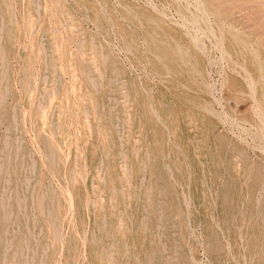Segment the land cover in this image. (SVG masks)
I'll return each mask as SVG.
<instances>
[{"label":"rangeland","instance_id":"rangeland-1","mask_svg":"<svg viewBox=\"0 0 264 264\" xmlns=\"http://www.w3.org/2000/svg\"><path fill=\"white\" fill-rule=\"evenodd\" d=\"M56 1L0 0V264H264V0Z\"/></svg>","mask_w":264,"mask_h":264},{"label":"bare ground","instance_id":"bare-ground-1","mask_svg":"<svg viewBox=\"0 0 264 264\" xmlns=\"http://www.w3.org/2000/svg\"><path fill=\"white\" fill-rule=\"evenodd\" d=\"M82 1H83V0H82ZM86 1L88 2V0H86ZM53 2H54V1H53ZM55 2H57V1L55 0ZM58 3H59V2H58ZM88 3H90V2H88ZM10 4H11V3H10ZM27 4H28V2H27ZM32 4H33V3H32ZM40 5H41V4H40ZM51 5H52V4H51ZM55 5H56V4H55ZM59 5H60V4H59ZM85 5H86V4H85ZM62 6H63V5H62ZM65 6H66V5H65ZM88 6H89V5H88ZM10 7H11V6H10ZM35 7H36V6H35ZM44 7H45V6H44ZM53 7H54V6H53ZM94 7H95V6H94ZM96 7H97V6H96ZM36 8H37V7H36ZM51 8H52V7H51ZM56 8H57V7H56ZM56 8H55V10H56ZM89 8H90V7H89ZM99 8H100V7H99ZM45 9H46V8H45ZM62 9H63V8H62ZM65 9H66V8H65ZM95 9H96V8H95ZM101 9H102V8H101ZM34 10H35V9H34ZM43 10H44V9H43ZM46 10H47V9H46ZM55 10H54V11H55ZM60 10H61V9H60ZM91 10H92V9H91ZM97 10H99L98 7H97ZM26 11H27V8H26ZM51 12H52V11H51ZM96 12H98V11H96ZM100 12H101V11H100ZM44 13H45V11H44ZM55 13H56V12H55ZM59 13H61V12H59ZM102 13H104V12H102ZM91 14H92V13H91ZM27 15H29V13H28ZM89 15H90V14H89ZM41 16H42V15H41ZM53 16H54V15H53ZM59 16H60V15H59ZM61 16H62V15H61ZM67 16H68V15H67ZM91 16H92V15H91ZM101 16H102V14H101ZM104 16H105V15H104ZM104 16H103V17H104ZM38 17H39V16H38ZM48 17H49V16H48ZM55 17H56V15H55ZM62 17H63V16H62ZM92 17H93V16H92ZM103 17H102V18H103ZM58 18H59V17H58ZM93 18H95V17H93ZM105 18H106V17H105ZM28 19H30V18H28ZM33 20H34V19H33ZM36 20H37V19H36ZM14 21H15V20H14ZM28 21H29V20H28ZM28 21H27V23H28ZM30 21H32V19H31ZM42 21H43V20H42ZM42 21H41V22H42ZM48 21H49V20H48ZM103 21H104V18H103ZM37 22H38V21H37ZM37 22H36V23H37ZM0 23H1V22H0ZM15 23H16V22H15ZM29 23H30V22H29ZM48 23H50V22H48ZM105 23H107V22L105 21ZM105 23H104V24H105ZM10 24H11V23H10ZM37 24H38V23H37ZM42 24H44V23H42ZM16 25H17V23H16ZM27 25H28V24H27ZM34 25H35V24H34ZM43 26H44V25H43ZM50 26H52V25L50 24ZM50 26H49V27H50ZM53 26H54V25H53ZM29 27H31V26L29 25ZM16 28H17V27H16ZM64 28H65V27H64ZM27 29H28V28H27ZM53 32H54V31H53ZM68 32H69V31H68ZM70 33H71V32H70ZM151 33H152V32H151ZM0 34H1V32H0ZM61 34H63V33H61ZM67 34H68V33H67ZM126 34H127V33H126ZM53 35H54V33H53ZM147 35H148V34H147ZM61 36H63V35H61ZM69 36H70V35H69ZM124 36H125V35H124ZM151 36H152V35H151ZM31 37H32V36H31ZM36 37H37V36H36ZM152 37H153V36H152ZM8 38H9V37H8ZM63 38H64V37H63ZM69 38H70V37H69ZM149 38H150V37H149ZM159 38H160V37H159ZM31 39H32V38H31ZM33 39H34V38H33ZM39 39H40V38H39ZM123 39H124V38H123ZM156 39H157V38H156ZM160 39H161V38H160ZM29 40H30V39H29ZM41 40H42V39H41ZM70 40H71V39H70ZM72 40H73V39H72ZM72 40H71V41H72ZM75 40H77V39H75ZM147 40H148V39H147ZM150 40L152 41L153 39H150ZM157 40H158V39H157ZM31 41H32V40H31ZM35 41H36V39H35ZM39 41H40V40H39ZM127 41H128V40H127ZM155 41H156V40H155ZM159 41H160V40H159ZM67 42H68V41H67ZM149 42H150V41H149ZM157 42H158V41H157ZM162 42H163V40H162ZM230 42H231V41H230ZM76 43H77V41H76ZM166 43H167V42H166ZM34 44H35V43H33V45H34ZM38 44H39V43H38ZM55 44H56V41H55ZM59 44H60V43H59ZM68 44H69V42H68ZM155 44H156V43H155ZM232 44H233V43H232ZM239 44H240V43H239ZM63 45H64V44H63ZM170 45H171V44H170ZM234 45H236V44L234 43ZM57 46H58V45H57ZM80 46H82V45H80ZM80 46H79V47H80ZM128 46H129V44H128ZM155 46H156V45H155ZM155 46H154V47H155ZM161 46H162V44H161ZM167 46H168V45H167ZM232 46H233V45H232ZM236 46H237V45H236ZM238 46H240V45H238ZM39 47H40V46H39ZM154 47H153V45H152V48H154ZM163 47H164V45H163ZM242 47H243V46H242ZM242 47H241V50H242ZM80 48H81V47H80ZM80 48H79V49H80ZM90 48H91V47H90ZM150 48H151V45H150ZM152 48H151V49H152ZM237 48H238V47H237ZM30 49H31V48H30ZM30 49H28V50H30ZM37 49H40V48H37ZM37 49H36V51H37ZM63 49H64V48H62V50H63ZM156 49H157V47H156ZM234 49H235V48H234ZM164 50H165V49H164ZM164 50H163V51H164ZM238 50H239V49H238ZM244 50H245V48H244ZM30 51H31V50H30ZM33 51H34V50H33ZM43 51H45V50H43ZM43 51H42V52H43ZM100 51H101V50H100ZM154 51H155V50H154ZM235 51H236V50H235ZM239 51H240V50H239ZM40 52H41V51H40ZM40 52L37 51L38 54H39ZM64 52H65V49H64ZM166 52H167V50H165V53H166ZM172 52H173V51H172ZM155 53H156V52H155ZM165 53H163L162 55H164ZM33 54H34V52H33ZM151 54H152V52H151ZM159 54H160V56H161V53H160V52H159V53L157 52V55H159ZM169 54H170V52H169ZM173 54H174V53H173ZM240 54H241V53H240ZM240 54H239V55H240ZM62 55H63V53H62ZM66 55H67V53H66ZM70 55H71V54H70ZM83 55H84V54H83ZM101 55H102V54H101ZM101 55H100V57H101ZM157 55L155 54L156 57H157ZM167 55H168V54H167ZM170 55H172V54H170ZM174 55H175V54H174ZM174 55H173V56H174ZM71 56H72V55H71ZM80 56H81V55H80ZM80 56H79V57H80ZM104 56H105V55H104ZM151 56H152V55H151ZM153 56H154V55H153ZM155 56H154V58H155ZM251 56H252V54H251ZM35 57H36V56H35ZM43 57H44V56H43ZM45 57H46V55H45ZM84 57H85V56H84ZM158 57H159V56H158ZM175 57H176V56H175ZM175 57H174V58H175ZM26 58H28V57H26ZM30 58H31V57H30ZM36 58H37V57H36ZM69 58H70V56H69ZM71 58H72V57H71ZM105 58H106V57H105ZM161 58H163V57L161 56ZM174 58H173V59H174ZM43 59H44V58H43ZM43 59H42V60H43ZM75 59H76V58H75ZM155 59H156V58H155ZM157 59H158V58H157ZM157 59H156V60H157ZM170 59H171V57H170ZM170 59H169V60H170ZM176 59H177V58H176ZM247 59H248V58H247ZM257 59H258V58H257ZM49 60H50V59H49ZM105 60H106V59H105ZM159 60H160V59H159ZM159 60H158V62H159ZM244 60H245V59H244ZM244 60H243L242 62H244ZM27 61H28V60H27ZM39 61H40V60H39ZM39 61H38V62H39ZM64 61H65V60H64ZM100 61H101V60H100ZM154 61H155V60H154ZM179 61H180V59H179ZM253 61L256 62V59L253 60ZM30 62H32V61L30 60ZM54 62H55V60H54ZM149 62H150V61H149ZM167 62H168V61H167ZM250 62H251V61H250ZM36 63H37V62H35V64H36ZM160 63H161V62H160ZM162 63H163V62H162ZM248 63H249V62H248ZM54 64H55V63H54ZM102 64H103V63H102ZM175 64H176V63H175ZM245 64H246V63H245ZM254 64H255V63H254ZM258 64H259V63H258ZM26 65H27V64H26ZM29 65H30V64H29ZM162 65H163V64H162ZM164 65H165V64H164ZM166 65H167V67H168V64H166ZM172 65H173V64H172ZM176 65H177V64H176ZM66 66H67V63H66ZM102 66H103V65H102ZM155 66L158 67L159 65H156V64H155ZM180 66H181V65H180ZM253 66H254V65H253ZM256 66H257V64H256ZM33 67H34V66H33ZM53 67H54V66H53ZM67 67H68V66H67ZM174 67L176 68V67H178V65H177V66H174ZM247 67H248V66H247ZM24 68H25V67H24ZM54 68H55V67H54ZM68 68H69V67H68ZM68 68H67V71H68ZM159 68H160V66H159ZM255 68H256V67H255ZM22 69H23V68H22ZM22 69H21V70H22ZM52 69H53V68H52ZM71 69H72V67H71ZM162 69H163V68H162ZM165 69H166V68H164V70H165ZM176 69H179V68H176ZM257 69H258V68H257ZM7 70H8V69H7ZM32 70H33V69H32ZM168 70H169V69H168ZM26 71H27V70H26ZM34 71H35V70H34ZM40 71H41V70H40ZM43 71H44V70H43ZM171 71H172V70H171ZM171 71L169 70V72H171ZM175 71H176V70H175ZM181 71H182V70H181ZM255 71H256V70H255ZM4 72H5V71H4ZM21 72H22V71H21ZM27 72H28V71H27ZM166 72H167V71H166ZM182 72H183V71H182ZM257 72H258V70H257ZM259 72H260V71H259ZM263 72H264V71H263ZM30 73H31V72H30ZM52 73H53V72H52ZM101 73H102V72H101ZM164 73H165V72H164ZM171 73H172V72H171ZM176 73H177V72H176ZM179 73H180V72H179ZM35 74H36V73H35ZM54 74H55V73H54ZM54 74H53V75H54ZM62 74H63V73H62ZM168 74H169V73H168ZM172 74H173V73H172ZM177 74H178V73H177ZM3 75H4V74H3ZM40 75H41V74H40ZM179 75H180V74H179ZM47 76H48V75H47ZM47 76H46V77H47ZM169 76H170V75H169ZM258 76H260V75H258ZM258 76H256V77H258ZM4 77H5V76H4ZM7 77H8V76H7ZM59 77H60V76H59ZM85 77H86V76H85ZM85 77H84V78H85ZM102 77H103V76H102ZM29 78H30V77H29ZM2 79H3V78H2ZM30 79H31V78H30ZM32 79H33V78H32ZM32 79H31V80H32ZM43 79H44V78H43ZM43 79H42V80H43ZM52 79H54V78H52ZM102 79H103V78H102ZM178 79H179V77H178ZM262 79H263V77H262ZM3 80H4V79H3ZM6 80H7V79H6ZM31 80H30V81H31ZM57 80H58V79H56V81H57ZM87 80H88V78H87ZM23 82H24V81H23ZM44 82H46V81H44ZM259 82H260V81H259ZM27 83H28V82H27ZM31 83H32V82H31ZM31 83H29V85H31ZM50 83H51V82H50ZM60 83H61V82H60ZM261 83H262V82H261ZM45 84H46V83H45ZM51 84H52V83H51ZM72 84H73V83H72ZM75 84H76V83H75ZM75 84H74V85H75ZM90 84H91V83H90ZM255 84H256V83H255ZM262 84L264 85V83H262ZM36 85H37V84H36ZM36 85H34V83H33V87L36 86ZM91 85H93V84H91ZM259 85H260V83H259ZM54 86H55V83H54ZM61 86H62V85H61ZM87 86H88V84H87ZM27 87H28V85H27ZM27 87H26V88H27ZM29 87H31V86H29ZM67 87H68V86H67ZM67 87H66V88H67ZM235 87H236V86H235ZM262 87H264V86H262ZM262 87H261V89H262ZM26 88H25V89H26ZM35 88H36V87H35ZM55 88H56V87H55ZM90 88H91V87H90ZM102 88H103V87H102ZM25 89H24V90H25ZM33 89H34V88H33ZM68 89H69V88H68ZM26 90H30V89H26ZM31 90H32V89H31ZM32 91H33V90H32ZM91 91H92V90H91ZM91 91H90V92H91ZM48 93H49V91H48ZM67 93H68V92H67ZM77 93H78V92H77ZM82 93H83V92H82ZM27 94H29V93H27ZM74 94H75V93H74ZM78 94H80V93H78ZM86 94L88 95V92H87ZM89 94H90V93H89ZM259 94H260V93H259ZM31 95H33V94H31ZM38 95H39V94H38ZM48 95H49V94H48ZM239 95H240V94H239ZM262 95H263V94H262ZM40 96H41V95H40ZM83 96H84V94H83ZM34 97H35V96H34ZM42 97H44V96H42ZM68 97H69V96H68ZM73 97H74V95H73ZM32 98H33V97H32ZM37 98H38V97H37ZM70 98H71V97H70ZM70 98H69V99H70ZM79 98H80V97H79ZM261 98H262V97H261ZM74 99H75V97H74ZM88 99H89V98H88ZM262 99H263V98H262ZM41 100H42V99H41ZM75 100H77V99H75ZM91 100H92V99H91ZM34 101H35V100H34ZM42 101H43V100H42ZM44 101H45V98H44ZM77 101H78V100H77ZM80 101H81V99H80ZM146 101H147V100H146ZM29 102H31V101H29ZM40 102H41V101H40ZM40 102H39V104H40ZM45 102H46V101H45ZM47 102H48V101H47ZM35 103H36V102H35ZM79 103H80V102H79ZM146 103H147V102H146ZM33 104H34V103H33ZM50 105H51V104H50ZM71 105H72V103H71ZM101 105H102V104H101ZM74 107H75V106H74ZM97 107H98V105H97ZM101 107H103V106H101ZM49 108H50V107H49ZM68 108H69V107H68ZM71 108H72V107H71ZM76 108H77V107H76ZM78 108H79V106H78ZM102 109H103V108H102ZM102 109H101V111H102ZM69 110H70V109H69ZM51 111H52V109H51ZM92 111H93V109H92ZM77 112H78V111H77ZM77 112H76V113H77ZM98 112H99V110H98ZM49 113H50V112H49ZM94 113H95V112H94ZM107 113H108V112H107ZM2 115H3V114H2ZM77 115H78V114H77ZM95 116H96V115H95ZM98 116H99V115H98ZM98 116H97V117H98ZM115 117H116V116H115ZM104 118H105V116H104ZM100 119H101V117H100ZM49 120H50V119H49ZM77 120H78V119H76V121H77ZM14 123H15V122H14ZM131 123H132V122H131ZM52 124H53V123H51V125H52ZM55 125H57V124H55ZM47 126H48V124H47ZM129 126H132V125H129ZM50 127H51V126H50ZM66 127H68V124H67ZM76 127H77V126H76ZM54 128H55V126H54ZM56 128H57V127H56ZM56 128H55V129H56ZM45 129H47V128H45ZM45 129H44V130H45ZM69 129H70V128H69ZM49 130H50V129H49ZM53 131H54V130L52 129V132H53ZM49 132H50V131H49ZM54 132L57 133V131H54ZM46 133H47V132H46ZM60 133H61V132H60ZM77 133H78V132H77ZM54 134H55V133H54ZM80 134H81V133H80ZM45 135H46V134H45ZM48 136H49V135H48ZM54 136H55V135H54ZM43 137H44V136H43ZM46 138H47V137H46ZM63 138H64V137H63ZM76 138H77V137H76ZM17 139H18V138H17ZM49 139H50V138H49ZM59 140H60V139H59ZM4 141H5V140H4ZM54 141H55V140H54ZM56 141H57V140H56ZM64 142H65V141H64ZM77 142H78V139H77ZM47 143H48V141H47ZM60 143H61V142H60ZM2 144H3V143H2ZM4 144H6V143H4ZM54 144H55V143H54ZM78 144H79V143H78ZM52 145H53V144L50 145V148H51ZM64 145H65V144H64ZM5 146H6V145H5ZM7 146H8V145H7ZM7 146H6V147H7ZM81 146H82V145H81ZM52 147H53V146H52ZM56 147H58V145H56ZM82 147H84V146H82ZM2 148H3V147H2ZM43 148H45V147H43ZM53 148H54V147H53ZM62 148H63V147H62ZM4 149H5V148H4ZM57 149H58V148H57ZM75 149H76V148H75ZM78 149H79V148H77V150H78ZM47 150H48V149H47ZM49 150H50V151H49ZM49 150H48V151H49L48 154L50 155V154H51V153H50V152H51V149H49ZM62 150H64V149H62ZM66 150H67V149H66ZM86 150H87V149H86ZM134 150H135V149H134ZM7 151H8V150H7ZM54 151H55V150H54ZM75 151H76V150H75ZM79 151H81V150H79ZM15 152H16V151H15ZM52 152H53V151H52ZM8 153H9V152H8ZM46 153H47V152H46ZM79 153H80V152H79ZM82 153H83V152H82ZM63 154H64V153H63ZM73 155H74V154H73ZM6 156H7V155H6ZM50 156H51V155H50ZM50 156H49V157H50ZM52 156H53V155H52ZM62 156H63V155H62ZM66 156H67V155H66ZM69 156H70V155H69ZM69 156H68V157H69ZM77 156H78V155H77ZM81 156H82V155H80V157H81ZM54 157H55V156H54ZM56 157H57V156H56ZM80 157H79V158H80ZM91 157H92V156H91ZM4 158H5V157H4ZM52 158H53V157H52ZM59 158H61V157H59ZM59 158H58V159H59ZM86 158H87V157H86ZM86 158H85V159H86ZM140 158H141V157H140ZM65 159H66V158H65V156H64V160H65ZM53 160H54V159H53ZM53 160H52V161H53ZM56 160H57V159H56ZM91 160H92V159H91ZM49 161H50V160H49ZM58 161H59V160H58ZM60 162H61V160H60ZM69 162H70V161H69ZM90 162H92V161H90ZM55 163H56V161H55ZM55 163H54V165H55ZM67 163H68V162H67ZM137 163H138V162H137ZM6 164H8V163H6ZM13 164H14V163H13ZM60 164H61V163H60ZM62 164H63V162H62ZM62 164H61V165H62ZM56 165H57V164H56ZM87 165H88V164H87ZM90 165H91V164H90ZM67 166H68V165H67ZM137 166H138V165H137ZM7 167H9V166H7ZM7 167H6V168H7ZM65 167H66V166H65ZM1 168H2V167H0V169H1ZM11 168H12V167H11ZM15 168H16V167H15ZM15 168H14V169H15ZM86 169H87V167H86ZM138 169H139V168H138ZM15 170H16V169H15ZM0 171H1V170H0ZM88 171H89V169H88ZM133 172H134V171H133ZM14 173H15V172H14ZM69 173H70V172H69ZM71 174H72V173H71ZM73 174H74V173H73ZM75 175H77V174L75 173ZM84 175H85V174H84ZM4 176H5V175H4ZM86 176H87V175H86ZM75 177H76V176H75ZM69 178H70V177H69ZM72 178H74V176H73ZM19 180H20V179H19ZM27 181H28V180H27ZM46 184H47V183H46ZM48 184H49V183H48ZM42 186H43V185H42ZM20 187H21V186H20ZM46 187H47V186H46ZM47 190H48V189H47ZM50 190H51V187H50ZM46 192H47V191H46ZM51 192H52V191H51ZM52 194H53V192L51 193V196H52ZM44 195L46 196L47 193H45ZM23 196H24V195H23ZM45 196H44V197L42 196V198H45ZM53 196H54V194H53ZM49 197H50V196H49ZM50 198H51V197H50ZM18 199H19V198H18ZM22 199H23V197H22ZM48 199H49V198H48ZM53 199H54V198H53ZM39 200H40V199H39ZM49 200H50V199H49ZM56 200H57V199H56ZM40 202H41V201H40ZM50 202H51V201H50ZM50 202H49V203H50ZM52 202H53V201H52ZM56 202H57V201H56ZM16 203H17V201H16ZM45 203H46V202H45ZM41 204H42V203H41ZM41 204H40V205H41ZM50 204H51V203H50ZM55 205H56V204H55ZM2 206H3V205H2ZM45 206H46V205H45ZM52 206H53V205H52ZM3 207H4V206H3ZM40 207H43V206L41 205ZM59 207H62V206H59ZM50 208H51V207H50ZM41 210H42V209H41ZM41 210H40V211H41ZM45 210H46V208H45ZM57 210H58V209H57ZM43 211H44V210H43ZM43 211H41V212H43ZM59 211H60V210H59ZM50 212H51V211H50ZM46 213H47V212H46ZM48 213H49V212H48ZM38 214H39V212H38ZM49 214H50V213H49ZM41 215H42V214H41ZM41 215H39V216H41ZM43 215H44V214H43ZM58 215H59V213H58ZM44 216H45V215H44ZM44 216H42L41 218H43ZM47 216H48V215H47ZM50 217H51V216H50ZM56 217H57V216H56ZM45 218H46V216H45ZM47 218H48V217H47ZM43 219H44V218H43ZM54 219H55V217H54ZM54 219H53V221H54ZM58 220H59V219H58ZM58 220H57V221H58ZM24 221H25V220H24ZM47 221H48V220H47ZM47 221H46V222H47ZM49 221H50V219H49ZM36 222H37V221H36ZM46 222H45V223H46ZM51 222H52V221H51ZM54 222H55V221H54ZM54 222H53V223H54ZM45 223H44V224H45ZM58 223H60V222H58ZM33 224H34V223H33ZM39 224H40V223H39ZM47 224H48V223H47ZM130 224H131V223H130ZM31 225H32V224H31ZM36 225H37V224H36ZM50 225H51V224L49 223V226H50ZM134 225H135V224H134ZM53 226H54V225H52V227H53ZM59 226H60V224H59ZM135 226H136V225H135ZM27 227H28V226H26V228H27ZM33 228H34V226H33ZM48 228H49V227H48ZM34 229H35V228H34ZM46 229H47V227H46ZM129 229H130V228H129ZM133 229H134V228H133ZM48 230H50V228H49ZM53 230H54V229H53ZM57 230H58V229H57ZM130 230H132V227H131ZM28 231H29V230H28ZM28 231H27V232H28ZM50 231H51V230H50ZM50 231H48V232H50ZM126 231H127V230H126ZM36 232H38V231H36ZM53 232H55V231H53ZM127 232H128V231H127ZM28 233H29V232H28ZM57 233H59V230H58ZM57 233H56V235H57ZM31 234H32V233H31ZM37 235H38V234H37ZM56 235H55V236H56ZM55 238H56V237H55ZM57 238H58V237H57ZM0 239H1V238H0ZM46 239H48V238H46ZM41 240H42V239H41ZM55 240H56V239H55ZM58 240H59V239H58ZM58 240H57V241H58ZM37 241H38V240H37ZM49 241H50V240H49ZM58 242H59V241H58ZM44 243H45V242H44ZM54 243L57 244V245H59L57 242H54ZM51 244H52V243H51ZM47 245H48V244H47ZM52 248H53V247H52ZM57 248L59 249V247H57ZM2 249H3V248H2ZM25 249H26V248H25ZM31 249H32V248H31ZM23 250H24V248H23ZM54 250H55V249H54ZM44 251H45V250H44ZM44 251H43V252H44ZM32 252H33V251H32ZM35 252H36V250H35ZM57 252H58V251H56V253H57ZM50 253H51V252H50ZM50 256H51V255L49 254V258H50ZM1 264H2V263H1Z\"/></svg>","mask_w":264,"mask_h":264}]
</instances>
